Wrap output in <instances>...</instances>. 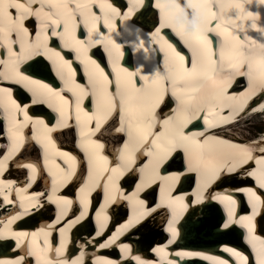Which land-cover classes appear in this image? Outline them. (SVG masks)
<instances>
[{
  "label": "snow or ice",
  "instance_id": "6c2138e0",
  "mask_svg": "<svg viewBox=\"0 0 264 264\" xmlns=\"http://www.w3.org/2000/svg\"><path fill=\"white\" fill-rule=\"evenodd\" d=\"M247 2L157 0L151 39L164 53V70L145 76L120 65L123 53L111 35L116 20L129 19L145 0H128L123 13L111 0H0V241L15 242L0 245L15 253H0V264H87L83 254L67 256L66 248L73 228H91L93 193L103 197L96 237L108 229L110 206L128 208L124 223L104 242L95 240L96 247L112 248L133 230L152 232L157 218L171 245L181 221L206 226L193 220L196 206H204L217 230H242L250 255L222 249L234 264H264V134L247 142L231 135L245 117L264 115V41L241 36L246 27L238 23L248 20L264 35V19L258 27ZM99 47L111 73L91 54ZM57 133L70 136L78 152L61 148ZM122 181L134 188L126 191ZM233 192L243 194L250 212H237ZM49 206L55 216L46 226L13 227L52 211ZM119 248L124 264H156L128 244ZM151 251L163 264H176L164 259L166 245Z\"/></svg>",
  "mask_w": 264,
  "mask_h": 264
},
{
  "label": "bare ground",
  "instance_id": "6f19581e",
  "mask_svg": "<svg viewBox=\"0 0 264 264\" xmlns=\"http://www.w3.org/2000/svg\"><path fill=\"white\" fill-rule=\"evenodd\" d=\"M111 2L114 4V6H116L121 11V13L127 11L128 0H111ZM156 2H157V0H145V7L142 8L136 14H134V15L141 16L143 18V20L148 23L147 26H145L144 24H136L135 25L132 21H129V19H127V20L117 19L116 20V27L112 30V33H111L112 38L117 43V45L120 47V50L123 53V55L120 58L122 60H125L126 65H128V66L134 65V67L132 69L124 67L129 72H136L139 70L143 75L151 76L156 71L163 72V70H164V53L160 50L159 45L152 42L151 33L146 32V30L150 28L151 24L153 26L152 21H156L159 18V10L154 7ZM118 6H120V7L125 6V11L120 9ZM151 6L153 8L152 10H154L156 13H154L153 11H150ZM246 6H247L249 11H252L253 13L258 14L257 19H256V23H257L258 27H260V21L262 19H264V5L260 4L259 0H248ZM147 15H148L149 20L145 19V17ZM238 23H243L246 27V32L245 31L240 32L241 36L247 34V35H249L250 39L252 41H255L257 44L264 41V35H262L259 31L252 29L250 27V21L245 20V21H239ZM162 33L166 34V38H170V42H175L176 44H179L178 38L174 34H172L170 29H162ZM53 39H55V38H53ZM129 42L132 43V45L128 44ZM128 45H131L129 47H134L133 58H131L129 56L128 49L122 47V46L126 47ZM180 47L183 48L182 45H180ZM184 51H186V49ZM158 52H160L159 53L160 56L155 55V54H158ZM91 54L93 55V57L95 59H97V61L99 63L102 62L101 57H100V49L99 48H94V50H93V52H91ZM131 54H132V52H131ZM69 55H71V54H69ZM119 63L122 66L120 60H119ZM78 66H79V64L77 65V68H78ZM105 70H106V68H105ZM106 71L108 73H110V70H106ZM81 73H82V71H81ZM53 79H54V77H53ZM56 83L58 84L57 81H56ZM21 98H23V97H21ZM257 98L258 97L254 98L253 101L251 102L253 104V106H257V102L259 101ZM42 111L48 112L49 115H51V113L47 109H42ZM253 117H256V119H259L260 121L258 120L256 124L251 123ZM240 124L243 126L244 129H246V131L248 129L250 130V127H252L250 130V133H248V135L250 137L248 138V137L240 135L239 134L240 132L237 133V129H235L234 132L231 134L234 138L233 142H247L248 140H252V139L259 140L260 136L263 134L262 128L264 125V115H261L258 113L252 114L248 117H245V119L243 121H241ZM240 126H239V128L242 127V126L241 127ZM243 132H244V130H243ZM56 135H57V139H58V145L61 148H63L62 146H64L65 144L67 145L68 142H72V138L70 136H68L66 133L63 136H61L59 133H57ZM61 138H64V139L66 138L67 143L63 144V142L61 141ZM73 148H74V145H73ZM63 149L68 150L67 146H65V148H63ZM75 152H78V150H76ZM6 175H7V173H6ZM8 178L13 179V176H8ZM21 179H23V178H21ZM122 182L124 183L125 181H122ZM39 184H40V187L37 188L36 190L42 191L43 190V181H39ZM127 184L131 185V187L127 186V188H130L127 191H131L134 188V184H132L130 182H127ZM242 184H247V183H242ZM35 187L36 186L34 185V188ZM124 188H126V187L124 186ZM64 191L68 192V189H64ZM233 193H234V195H233L234 198H236L237 200L242 198V196L239 192H233ZM68 194L71 197V196H74L75 193L73 191V192H70ZM96 195L97 194L94 193L92 196V199H94L96 197ZM116 206L117 205L110 206L108 208V211L111 210L112 208H116ZM118 207H119L120 211L123 213L126 206L124 207L123 205H120ZM217 207H219V206H217ZM245 208H244V210L249 211V209H245ZM126 209H127V207H126ZM41 212H42V214H34V216H32V217H25L23 219V222H22V227L16 228V229L20 230V231H28V232L36 231L39 228L46 226L48 223H50L54 219V217L52 218L51 216L55 215V211H54V213H52V211L41 210ZM89 213H90V218L93 217L95 219V211L94 212L89 211ZM221 214H222V209H221ZM39 215H43V218H42V216H39ZM241 215H243V214H241ZM109 218H110V215H109ZM193 220L204 221L206 226L202 229L201 228H192L190 226V224L186 223V222L185 223L183 222V224H184L183 227H182V224L177 225L178 230H180L182 227L183 233H184L183 237L185 240H191V243H193L195 245H202V246L208 245L212 249H214L218 245H211V244L221 234L225 233L226 237H227L226 240H228V239H231L233 236H236V235L241 233L240 237H242V241H241V243H239V241H238V244H239V246L241 244L242 247L245 246L243 244L244 240H243L242 230L237 228L235 231H231V232H227V231L220 232L219 230H217L213 226L214 220H215L214 213H212L210 210H208L204 206H196V215H195V217H193ZM31 223H34V224L31 226H27V225H30ZM84 223H87V221H85ZM160 225H161V220H160V218H157L156 228H154L152 230V232L136 233L135 230H133V234H126V236H121L119 238V240L117 241V245L112 247V248H108V249H101V248L97 249V248H95L92 251L86 250V249H84L86 246L85 240L83 241L82 238L79 237L76 240V244L78 245V249L80 250V253H74L72 250L73 245H74V242H72V240H73L72 239V233L74 231H78V228H81L79 225H77L68 234L69 243H68L67 248H66V255L72 259H75L77 256H80L81 254H83L87 264H92L93 260H96V259H109V260L113 261V264H124V258H123V255L121 253H119L118 257H116V258H110L113 250L120 251L119 244L122 242L124 244L129 245V247L133 251V254L139 255L142 258L151 259L154 262H156V264H163V261L161 260V257L157 256L153 251H151V249L158 247V246H165V245H166V256L164 258L165 260H173L176 262V264H205L204 261H202V263H199L200 261H196V260L195 261H186V259H181V258L175 256V253H177L178 251L191 252L194 248L193 246L183 247V248H168L167 244H163V245L159 244V243L147 244L149 240H151L152 238H154L156 236L158 229H160V227H158V226H160ZM2 226H3L2 223H0V227H2ZM28 228H30V229H28ZM80 231L82 233H85L84 229H81ZM108 231H109V228L105 230L106 233H108ZM87 234L88 233H86L85 238H88ZM90 240H92V237H90ZM14 243L15 242L13 241L12 245H14ZM230 243L231 242L229 241V244ZM222 244H223V240H222ZM0 245H11V242L9 240L8 241H0ZM134 246L137 249L144 250V251H135L133 249ZM221 247H224V245H222ZM16 251H19V250L17 249ZM237 251H241V250H237ZM241 252H242V254L246 255L248 252L251 253V249L248 247V249H245L244 251H241ZM0 253H7V255L4 256L3 258H13L15 255V253H13L10 249H8V251L0 250ZM210 253L211 254L209 256L216 257V253H214V252H213V254H212V252H210ZM207 262H208V264H210V261H207ZM232 262L234 264V261H232Z\"/></svg>",
  "mask_w": 264,
  "mask_h": 264
},
{
  "label": "rangeland",
  "instance_id": "374dc122",
  "mask_svg": "<svg viewBox=\"0 0 264 264\" xmlns=\"http://www.w3.org/2000/svg\"><path fill=\"white\" fill-rule=\"evenodd\" d=\"M149 17H150V16H149ZM145 19L149 20L148 15L145 17ZM246 120H247V119H246ZM258 120H259V119H256V117H253L251 123L256 124ZM248 121H249V120H248ZM259 121H260V120H259ZM240 125H241V124H240ZM240 125H239V126H240ZM241 126H242V125H241ZM241 126H240V127H241ZM251 128H252V127H250V130H251ZM243 130H244V132H243ZM250 130L248 129V130L246 131V129H244L243 126H242L241 128H239V127L237 128V133L240 132V133H239L240 135L249 138L250 136L248 135V133H250ZM61 141L63 142V144H64V143H67V142H66V138H65V139H64V138H61Z\"/></svg>",
  "mask_w": 264,
  "mask_h": 264
}]
</instances>
